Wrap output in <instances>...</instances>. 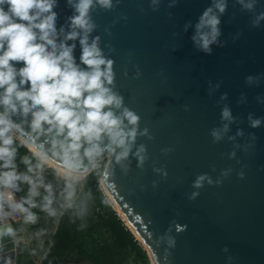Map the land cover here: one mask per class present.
Masks as SVG:
<instances>
[{
    "label": "clouds",
    "instance_id": "obj_1",
    "mask_svg": "<svg viewBox=\"0 0 264 264\" xmlns=\"http://www.w3.org/2000/svg\"><path fill=\"white\" fill-rule=\"evenodd\" d=\"M120 3L121 0H66L65 7L71 15L57 26L59 14L55 9L59 0H0V264H17L25 250L33 257L47 259L54 244L49 239L45 250L48 229L29 231L41 221V213L43 219L57 226L67 214L72 222L80 220L79 229L83 230L93 200L89 177L96 178L97 187L102 179L111 196L117 171L128 176L133 160L137 169L144 170L149 156L146 145L137 140L151 141L154 137L147 127L141 129V117L125 104L116 87L111 58L114 46L96 34L99 25L94 14L114 12ZM177 3L178 0H169L166 6L173 8ZM160 5L161 0H148V9L153 13L160 10ZM261 5V0H234L232 6L249 14L250 29H260L264 26V8L257 10ZM228 8L229 0H210L190 37L197 51L211 55L212 45L225 46L219 37L221 18ZM140 11H144L143 7ZM167 15L171 17L170 12ZM127 19L117 14L111 25L104 27V34L111 37V27ZM231 19L234 16L229 22ZM190 27L191 21L186 22L183 31ZM240 35L237 32L233 41ZM77 42L78 61L74 55ZM123 75L128 77L127 70ZM141 75L137 67L131 78L139 79ZM262 82L264 73L244 77L249 88L259 87ZM221 84L222 81H208L210 97ZM254 99L264 105V96L256 95ZM227 100L224 92L216 101L220 122L209 130V136L214 145L225 138L231 142L232 150L222 155L240 164L237 150L248 155L257 136L249 132V142L242 146L237 141L245 136L244 129L237 127L230 134L231 126L243 121L233 115ZM246 101L247 94L241 92L237 105ZM182 107L190 111L187 104ZM244 119L251 129L264 127V116L249 112ZM172 151V147L161 149L164 156ZM245 168L247 165L241 164L238 179H244ZM210 169L216 172L215 165ZM152 172L160 178L151 182L155 190L168 173L164 166H153ZM232 172L231 167L221 169L215 180L209 173L197 174L187 199L196 200L205 185L220 187ZM128 194L134 193L130 190ZM174 229L181 231L175 219L153 241L156 249H163L155 264H171L176 247ZM221 251L228 253L229 248L225 246ZM233 261V256H226V264Z\"/></svg>",
    "mask_w": 264,
    "mask_h": 264
},
{
    "label": "water",
    "instance_id": "obj_2",
    "mask_svg": "<svg viewBox=\"0 0 264 264\" xmlns=\"http://www.w3.org/2000/svg\"><path fill=\"white\" fill-rule=\"evenodd\" d=\"M65 2L59 0L55 9L59 14L57 26L71 15ZM168 2L161 0L160 10L153 13L148 9V0H121L114 12L94 14L99 25L96 34L115 48L111 58L116 87L125 104L141 117V129L147 127L154 137L151 141L138 138V144L146 145L149 159L143 171L136 168L135 160L128 176L117 171L113 197L152 264L163 251L156 249L153 241L173 219L181 231L172 232L176 247L171 264H226L227 255L234 257L233 264H264V127L251 129L244 119L249 112L264 116V105L254 99L256 95L264 96V82L251 88L244 84L245 76L264 73V26L250 29L249 14L241 13L238 6H232L234 0H229L220 25L219 39L226 42L225 46L212 45V54L207 55L194 48L190 37L210 0H178L173 8L166 6ZM262 8L264 5L257 10ZM117 14L128 19L111 27L109 37L103 29ZM189 21L193 27L184 32L183 25ZM237 32L241 35L233 41ZM74 55L78 61V42ZM137 67L142 75L132 79ZM208 81H222L211 97ZM224 92L233 115L243 121L232 125L230 134L237 127L243 128L245 136L237 141L242 146L249 142V132L257 136L248 155L237 150L240 164L222 155L232 150L231 142L225 138L214 145L209 136V130L219 125L220 107L216 101ZM241 92L247 94V101L237 105ZM185 104L190 111L183 110ZM167 147L174 151L164 156L161 149ZM241 164L247 165L244 179L236 175ZM210 165H215L216 172ZM153 166H164L168 173L155 190L151 182L160 178L153 174ZM228 167L233 172L220 187L205 185L196 200L187 199L197 174L209 173L215 180L220 170ZM130 190L133 195L128 194ZM225 246L228 253L221 251Z\"/></svg>",
    "mask_w": 264,
    "mask_h": 264
},
{
    "label": "trees",
    "instance_id": "obj_3",
    "mask_svg": "<svg viewBox=\"0 0 264 264\" xmlns=\"http://www.w3.org/2000/svg\"><path fill=\"white\" fill-rule=\"evenodd\" d=\"M23 151L24 150L22 149L21 154H23ZM92 183H96L95 177L89 178L88 186L90 187ZM92 193H95V195H93V201H98V206L103 209V213H99L100 217L98 222L100 226L103 227L111 237H113L116 247L120 250L118 253L120 257L116 263L110 261L105 264H122L123 259L129 253H134L144 261L147 254L142 245L125 224L124 220H122L121 216L117 214L118 211H116L111 203L107 201L105 195L101 192L99 187H97V183L95 184ZM102 201H106L107 203H102ZM80 223V220L72 222L67 214L60 220L59 225L51 238V241H53L54 244L51 247L47 259L44 260L46 263L61 264L59 258H61L66 250L73 248L77 251L78 255L87 256L92 259L94 264H100L98 258L94 256L93 253H89L83 247V239L77 240L76 230Z\"/></svg>",
    "mask_w": 264,
    "mask_h": 264
},
{
    "label": "rangeland",
    "instance_id": "obj_4",
    "mask_svg": "<svg viewBox=\"0 0 264 264\" xmlns=\"http://www.w3.org/2000/svg\"><path fill=\"white\" fill-rule=\"evenodd\" d=\"M95 184L96 183H92L90 186L92 192L94 191ZM99 189L105 195L107 201L114 206V204H112L113 202L111 201V199L108 198L109 196L106 195L107 193L102 187L101 182L99 183ZM22 194L23 193H21V195ZM93 195H95V193H93ZM114 208L116 209L115 206ZM99 213H103V209H101L100 206H98V201L92 200L90 204L89 214L85 218V223L87 226L83 230L79 229V225L77 226V230H76L77 240L83 239L84 241L83 247L89 253L90 252L93 253V255L98 258V262L100 264H105L110 261L116 263V261L120 257L118 254L120 250L116 247L113 237H111L110 234L103 227L100 226L98 222L100 217ZM40 215L42 217L41 221L33 229H29V231L35 230V228H40V227H46L48 229V237L46 238V242H45V250H47L48 248L47 241L49 239L51 240L52 235L57 229V225L54 221L43 219L42 213ZM124 221L126 222L125 219ZM59 260L61 261V264H94L92 262V259L88 258L87 256L78 255L77 251L73 248H69L68 250H66L61 256V258H59ZM30 263L48 264L44 260H41L39 255L33 257L29 255L27 250H25L21 255L18 256L17 264H30ZM122 264H152V263L147 256L145 257V260L142 261V259L137 257V255H135L134 253H129L123 259Z\"/></svg>",
    "mask_w": 264,
    "mask_h": 264
},
{
    "label": "bare ground",
    "instance_id": "obj_5",
    "mask_svg": "<svg viewBox=\"0 0 264 264\" xmlns=\"http://www.w3.org/2000/svg\"><path fill=\"white\" fill-rule=\"evenodd\" d=\"M100 182H101V184H102V187H103L104 190H105L104 181L101 179ZM105 192L107 193L106 190H105ZM106 195H108V194H106ZM108 198L111 199V201L113 202L112 204H114V206L116 207L117 211L122 215L123 219H125L126 222L130 225V223L127 221L126 217L124 216L123 212H122L121 209L119 208V206H118V204H117L115 198L113 197V194H112L111 196H109Z\"/></svg>",
    "mask_w": 264,
    "mask_h": 264
}]
</instances>
